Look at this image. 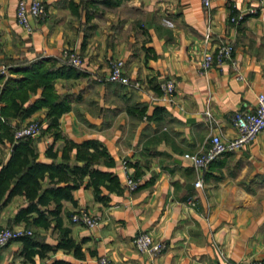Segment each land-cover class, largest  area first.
Masks as SVG:
<instances>
[{"label": "crops", "instance_id": "obj_1", "mask_svg": "<svg viewBox=\"0 0 264 264\" xmlns=\"http://www.w3.org/2000/svg\"><path fill=\"white\" fill-rule=\"evenodd\" d=\"M30 2L31 0H25ZM47 14L31 18L30 30L16 20L18 0H0V68L6 78L23 79L9 66L42 62L67 64L62 53L81 59L76 77H59L53 88L69 109L58 120L59 137L41 132L34 140L38 160L61 162L66 141L94 140L112 165H98L119 180L108 200L94 198L92 187L72 191L64 201L61 225L80 245L82 257L56 249L27 255L21 240L0 248V264H264V130L248 144L196 169L184 154L201 153L212 136L236 137L231 115L251 111L264 94V4L258 0H40ZM241 17L237 22L232 19ZM221 42L233 46L232 61L197 74L202 55ZM122 60L128 85L108 82L112 62ZM69 65V64H68ZM171 80L175 92L161 99L159 84ZM38 90L25 103L39 97ZM46 107L25 119L46 123ZM209 112V116L206 115ZM52 145L53 159L45 153ZM0 143V164L9 156ZM75 161V150L69 163ZM81 165V162L78 163ZM138 180L129 191L126 176ZM200 180L201 186L194 183ZM103 192L106 191L103 189ZM25 205L21 195L0 208V229L22 227L36 240L54 246L53 227L14 222ZM96 215L95 228L72 222L67 212ZM149 233L165 244L159 253H140L134 237ZM105 259V263L102 260Z\"/></svg>", "mask_w": 264, "mask_h": 264}, {"label": "trees", "instance_id": "obj_2", "mask_svg": "<svg viewBox=\"0 0 264 264\" xmlns=\"http://www.w3.org/2000/svg\"><path fill=\"white\" fill-rule=\"evenodd\" d=\"M9 71L22 73L24 78L18 81L6 78L0 86V143H7L10 149L9 156L0 164V208L12 197L21 195L25 199V205L17 210L14 222L43 229L52 227L54 222L53 227L59 233L54 246L37 241L33 234L18 239L23 242L24 248H28V256H43L48 251L64 249L80 258V245L69 236V229L61 225L62 205L64 201L75 204L72 191L82 185L85 176V186L92 187L94 198L107 201L108 193L118 190L119 180L112 172L99 169L98 165H112L111 158L96 141L86 140L79 144L66 141L61 149V162L39 161L33 139L14 140L13 133L19 124L12 123L13 118L22 120L41 107H46V123L41 132H50L57 139L58 120L69 107L54 92V81L59 77H76L80 72L72 65L55 67L42 62L10 65ZM4 76L0 73V84ZM38 90L39 97L25 105ZM72 149L75 150V161L69 163ZM45 153L53 159L56 157V153L52 152V145L47 147ZM71 215L67 212L69 218ZM49 264L72 263L55 259Z\"/></svg>", "mask_w": 264, "mask_h": 264}, {"label": "built area", "instance_id": "obj_3", "mask_svg": "<svg viewBox=\"0 0 264 264\" xmlns=\"http://www.w3.org/2000/svg\"><path fill=\"white\" fill-rule=\"evenodd\" d=\"M264 4V0H258ZM205 7L210 5V0H201ZM47 10L40 0H18L16 6V20L20 27L24 30H30L31 18H44ZM241 17L232 19L237 22ZM233 46L230 42H221L214 50L206 51L199 62L197 63V74L204 75L207 70L213 66H221L224 62L232 61ZM62 59L69 65L74 67L81 66L80 57L69 51L62 53ZM1 74H6V68H0ZM108 82H116L124 85L130 83L129 77L124 71V62L116 60L111 63L107 76L104 78ZM161 90V99L164 101L172 100L175 92V84L171 80H164L159 84ZM209 116V112H206ZM231 122L237 130V135L231 140H222L219 136H212L210 144L201 153L184 154L185 158L191 160L193 166L199 170H206L210 163L217 157L236 151L243 145L253 141L256 136L264 130V94H258L256 97V107L251 111L237 110L231 115ZM42 124L38 120L30 121L25 124H20L15 128L13 137L14 140L35 138L41 131ZM126 188L129 191L135 190L138 187V180L128 175L125 179ZM194 185L201 186V181L197 180ZM71 220L74 223L82 224L88 228H95L100 223L99 217L89 213L85 209H75L71 215ZM32 234L31 230H26L22 227H3L0 229V248L8 242L18 240L21 237ZM133 244L138 252L154 255L165 248V244L160 240H155L149 233L141 232L133 239ZM105 263V259L102 260ZM232 264V263H227ZM250 264H261L259 261H252Z\"/></svg>", "mask_w": 264, "mask_h": 264}]
</instances>
